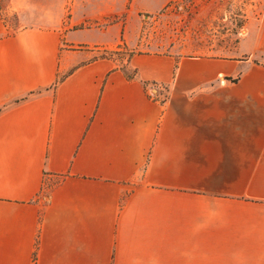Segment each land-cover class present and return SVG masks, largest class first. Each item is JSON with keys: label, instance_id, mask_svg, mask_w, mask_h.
<instances>
[{"label": "crops", "instance_id": "0c3cea01", "mask_svg": "<svg viewBox=\"0 0 264 264\" xmlns=\"http://www.w3.org/2000/svg\"><path fill=\"white\" fill-rule=\"evenodd\" d=\"M171 1L0 0V264H264V8L233 55L96 57Z\"/></svg>", "mask_w": 264, "mask_h": 264}, {"label": "rangeland", "instance_id": "374dc122", "mask_svg": "<svg viewBox=\"0 0 264 264\" xmlns=\"http://www.w3.org/2000/svg\"><path fill=\"white\" fill-rule=\"evenodd\" d=\"M263 8L264 0H172L157 13L129 17L125 36L120 38L124 44L105 50L122 68L130 54L137 52L233 55L237 40L245 35L249 22L257 21ZM2 16L10 30L21 25L15 12L4 10ZM40 18L28 16L26 23L39 24Z\"/></svg>", "mask_w": 264, "mask_h": 264}, {"label": "trees", "instance_id": "16d2710c", "mask_svg": "<svg viewBox=\"0 0 264 264\" xmlns=\"http://www.w3.org/2000/svg\"><path fill=\"white\" fill-rule=\"evenodd\" d=\"M88 25H89V24H86V25L81 24L80 26H88ZM236 43L238 44V40H237ZM121 44H122V45L124 44V42L122 41V39H121V41L116 45V48H118V49L121 48ZM234 47H235V49H236L237 45H235ZM107 52H108V51H106L105 49H103L102 52H101V54L97 55L96 57H104V56H110V57H111V55L108 54ZM132 54H133V53H132ZM132 54H130V56H131ZM130 56H129V57H130ZM132 76H133V72H129V73H128V77H132Z\"/></svg>", "mask_w": 264, "mask_h": 264}]
</instances>
